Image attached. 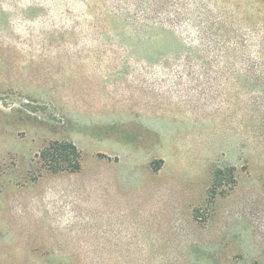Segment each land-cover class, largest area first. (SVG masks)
<instances>
[{
    "label": "rangeland",
    "instance_id": "374dc122",
    "mask_svg": "<svg viewBox=\"0 0 264 264\" xmlns=\"http://www.w3.org/2000/svg\"><path fill=\"white\" fill-rule=\"evenodd\" d=\"M0 264H264V0H0Z\"/></svg>",
    "mask_w": 264,
    "mask_h": 264
},
{
    "label": "trees",
    "instance_id": "16d2710c",
    "mask_svg": "<svg viewBox=\"0 0 264 264\" xmlns=\"http://www.w3.org/2000/svg\"><path fill=\"white\" fill-rule=\"evenodd\" d=\"M42 167L51 173L78 172L82 168V151L69 140H54L39 153Z\"/></svg>",
    "mask_w": 264,
    "mask_h": 264
}]
</instances>
